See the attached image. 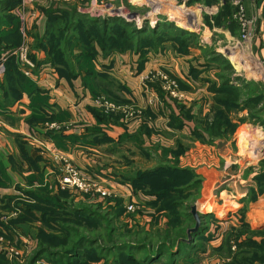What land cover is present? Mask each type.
<instances>
[{
  "label": "rangeland",
  "instance_id": "374dc122",
  "mask_svg": "<svg viewBox=\"0 0 264 264\" xmlns=\"http://www.w3.org/2000/svg\"><path fill=\"white\" fill-rule=\"evenodd\" d=\"M71 1L73 4H70V7L73 9L81 6L87 8L90 3V0ZM187 1L188 4L193 2L190 3V5L194 6V8L195 5L201 4L204 6L195 8V10L197 9L199 11L198 14L193 12L197 25L195 29H189L188 32L197 35L199 45L206 48L204 51H210V55L213 54V52L215 54L218 53L228 61L237 76L247 81L261 82L262 89L258 92L264 93V64L256 60L250 49L252 39L260 32H255V21H253L248 29L247 40L243 41L242 35L245 33L239 22L240 9H243V6L240 4V1ZM187 1L185 0L186 5ZM183 2L182 0H115L112 3L106 4L104 2L101 5L105 8L103 13L114 9L117 11H115L116 14L110 12L106 15H119L129 22H134L138 27H141L144 21H148L150 27H153L152 24H155L151 22V20L154 21L161 18L167 19L168 21L169 19L167 17L164 18L161 13H159L161 10L166 11L171 5L173 8L181 6V8L185 9V4H183ZM208 8L217 9V11L215 14H211V9ZM99 10L100 9H98V11ZM155 10H159V12L155 13ZM243 13L247 18L245 11H243ZM170 17L173 18L172 15ZM185 17L186 13H182L184 23ZM262 18H264V16ZM248 19H251V17H248ZM169 22H172L176 26L174 21L171 20ZM228 23H234L232 24L231 33L232 36H236L235 41L238 39L235 46L229 45L226 41L227 39H223V36L215 37L216 35L212 36L211 34L213 30L227 26ZM177 26L181 28L179 25ZM207 35H211L213 40H208L206 43L202 42V37ZM168 45L169 47H167ZM168 45L166 48L171 52L172 58L175 59L177 56H181L172 49L170 44ZM188 48L195 49L194 46H189ZM163 50L161 52H163ZM202 53L203 52H200V64L205 63L206 59V57H201ZM220 70V67L217 68L214 66V69L205 70L198 78L201 82L204 78L213 79L215 73L222 75L227 73ZM156 72L157 71H151L148 73L147 78H142L141 88L146 93V97H150L148 105H152L153 108V110L150 109L149 112L145 107V115L143 114V108L129 101H124L125 99L122 97H125L127 94L122 91L115 93L113 92L114 89H111L109 85L105 86L106 88L98 87L99 91L93 94V103L97 106V112L104 116H108L110 123H112L111 116L118 117V115H120L119 118L122 122L120 120L119 122L123 123V125L126 124L127 127L131 129L133 126L131 123L135 119L143 117L142 119L145 120V123L133 126L132 130L136 129L135 134L137 136H129V141L122 143L123 145L121 147L127 148L129 150L128 152L122 151L114 153L113 155L103 152L102 154L105 156L102 157L101 155V157L96 160L102 165H106L109 169L111 168L112 171H117V168H120L124 170L123 172L132 169L137 172H142L140 170L145 169L146 171L158 165H166L179 170L188 171L182 179L177 182L169 183V189L175 190L170 193V198L164 201H154V196L144 195L139 190L134 191L132 188L133 190H131V192L133 195L141 196L140 199H135L140 202H124L118 197L115 191L104 186H102L103 189L108 193L104 195H101L96 188H93L92 191L87 193L78 192L77 189L62 188L58 182V175L59 171H61L62 163L55 157L57 155L65 156L51 153V151L43 148L44 154H53V160L51 159V161H49L52 164L50 167L53 172L51 176L56 185L54 188L52 185L47 186L46 190L48 193L55 195V197L52 198H55L59 203L67 207L65 212H50L55 213L52 218L55 222L51 221L50 224L55 225L56 223L57 226L67 227L70 229L71 233L64 235L62 233L58 234L45 230L46 233L55 237V239H48V237L41 239L38 232L43 225L40 222L37 224L34 222V219H31V221L37 224V233L34 240H32V245L28 238L25 239L27 241L26 244L21 242L19 237H16L15 244L0 232V251L6 259L5 263L0 264H30L34 255L40 248L61 253L64 252L66 247V245L62 246L64 244V238L67 239V241H73L76 239L78 240L79 237L84 235L91 239H96L97 246L104 248L115 247L121 244L132 246L134 250L131 251V254L135 259L141 261L143 259L147 261V257H150V254L160 247L163 251L169 249V251L179 254L176 256L175 264H243L245 259L249 260L247 262L249 264H264V258L257 250L253 251L247 248L241 250L235 244V234L237 231H240L236 229H239L238 227L242 222L246 223L252 230H261V228H264V226L255 229L252 228L246 220L245 215L249 209V205L256 202V197L264 194V191L259 193L257 190V182L255 181V177L264 170V165L260 164L262 160L260 158L263 157L264 152V132L262 128L258 125H252L251 123L253 121L248 118L245 123L248 127H243L247 128V130L249 129L247 137L250 139V142L248 144L243 140L246 131L243 133V128L241 129L239 125L235 128L233 134L227 138V133H225V130L227 131V125H225L223 121L222 123L220 121L221 125L216 122L219 108L213 103L211 96L208 97L205 93L200 92L193 98L195 95H191V89H189L188 86H186L187 88L182 87L179 83L180 79L174 76L170 71L162 69L160 71L158 70L159 73ZM252 72H257L256 77H249V73ZM187 75L193 79L189 73ZM215 82L217 83V81ZM201 84L205 85L203 81ZM158 91H160V93H158ZM258 95L256 93V95H253V98L258 97ZM165 100L166 104L163 102ZM240 100L241 102H239V104L245 100V97L243 96ZM181 107L185 108L184 111H186L185 113L189 117L188 119L181 115ZM232 113L238 115L241 112L236 113V111H232ZM175 117L184 120L183 127L185 123H190L192 129L186 132V134H183V136L180 133L173 134V131L180 130L175 128V125H178L175 121ZM258 117L264 119V113ZM134 122L137 124L139 120ZM46 124L57 125V123ZM194 128L195 131H202L206 138L210 139L212 143H201L198 141L193 133ZM129 134H132V132ZM184 135L186 136L184 137ZM194 141H198L201 145L213 146L214 149L213 151H199V149L195 148L193 144ZM5 143L6 142L2 139V146L5 153H11V148L9 145L6 146L7 144ZM30 145L36 147L32 144ZM136 146H140L142 150H145L143 151L144 153L140 152ZM7 153L6 155H8ZM228 157H230V160ZM46 161L47 159L45 162ZM70 164L71 167L77 172H80L85 178L92 181L99 179L94 177V174L91 175L88 173V176L83 174L75 164L72 162ZM127 166L131 167L128 168V170L122 168ZM241 169H243V173L239 174V172L242 171ZM25 172L26 170L20 165L18 172L14 171L13 173L17 181H23V185L25 176L22 173ZM231 176H234V178L231 179ZM44 179H48L46 175ZM241 181H243V183H240ZM249 181L252 182V185L247 187L248 195L243 202H241L242 207L237 211L227 212V210H229L227 209V195H230L227 192L232 190V188L243 189L246 186L244 182L249 183ZM228 185L232 188H228ZM142 197L149 198L150 201H143ZM151 202L152 204H150ZM162 203L164 204L162 205ZM25 205L24 207L27 209L28 205ZM231 205L234 204L232 203ZM30 206H32V211L40 216L41 212L46 211L45 208H41L40 205H35V203L30 204ZM193 207L196 208V215L200 223L198 230L203 229V236L208 237L209 240L206 241V238L205 240L202 238L196 239L195 243L197 247L195 252L188 250V258L190 259L186 260L183 259L186 258V256L176 251V246H181V243L191 241V237L193 233H195L192 232L188 234L189 230L193 229L196 224L192 215ZM77 209L86 210L91 213L97 223L89 226V223L82 219V217L76 218L69 213L70 210L74 211ZM49 211L51 210H48V212ZM15 215H17V217ZM21 215H24V212L19 214V212L17 213V211L10 207H3L0 209V218H2L3 221H8L7 223L9 224L11 222V220H9L10 216H15L13 220H16ZM6 216H8L9 219H7ZM228 230L230 231L229 233L232 234L229 239V252H227V245L221 248L223 245L227 244ZM262 235L263 234L254 235L253 238L257 241H263L264 238ZM240 239H242V237L236 240L240 241ZM136 247L141 248V250H136ZM110 254L109 257L107 256V261L114 256L116 257L117 251L114 252L112 250ZM259 257L262 259V263H260ZM44 263L45 261L42 260L36 262V264ZM107 263L108 262L103 261V264ZM167 263L168 257L166 254H163L160 260L154 264Z\"/></svg>",
  "mask_w": 264,
  "mask_h": 264
},
{
  "label": "crops",
  "instance_id": "0c3cea01",
  "mask_svg": "<svg viewBox=\"0 0 264 264\" xmlns=\"http://www.w3.org/2000/svg\"><path fill=\"white\" fill-rule=\"evenodd\" d=\"M101 1L102 0H90L87 8L85 6H81L75 7V10L80 14L88 15L90 17H121L119 15H106L110 12L116 14L117 11L115 9L108 10V12L103 13L105 8L101 5L104 2ZM238 1H240V4L243 6V10L245 11L247 17H251V19L255 21V32H260L252 39L250 49L256 60H258L261 64H264V29L261 25V19L264 16V0ZM182 2L183 4L186 3L185 0H182ZM70 4H73L71 0H21V3L11 11V15L15 17L19 25V33L21 37L20 44L22 43L23 32L31 41L32 52L30 57L34 58L32 61L35 62L37 67V80L32 82L40 89L44 90L43 96L46 98V103L33 108L31 99L27 96V94H23L22 98L17 103L4 107L3 90L0 88V130H2L0 131V209L3 207H10L17 211V213L19 212V214H22L26 210L24 207L26 206L25 204L30 205L35 203V200L28 197L27 193L29 192L32 194L43 195L46 198L55 197V195L48 193L46 190L47 186L50 185H52L53 188L56 187L54 179L51 176L53 173L50 169L52 166L50 161L53 155L51 153L64 155L87 176L89 174H94V177L99 178L104 187L115 191L118 197L124 202H140L135 199H140L141 196L132 194V186L127 181L129 177H133L137 173L136 170L132 169L130 171L123 172L124 170L117 168V171H112L111 168L109 169L106 165H102L96 159L100 158L101 155L102 157L105 156L102 154L103 152L111 155L122 151L128 152L129 150L127 148L121 147L123 145L122 143L129 141V136L136 135V129L132 130V128L133 126L145 123V120L142 119L143 117L134 120H139L137 124L134 121H131V124L133 125L131 129L127 127L126 124L123 125V123H121L122 121L119 118L120 115H118V120L121 121H118L119 124L110 122L98 123L96 116L93 113L94 111L96 113L98 112L96 110L97 106L93 103V91L91 87H93L94 82L93 80L90 81L91 76H87L84 69H81V71H79V77L75 80L69 81L65 77H59V74L53 66L49 63H43L46 59L45 52L41 49H34V45L39 44L43 39L46 29V13L50 11L59 12L69 10L71 9ZM198 6L203 5H195V8ZM195 8L192 5L186 4L185 9L181 8V6L173 8L171 5L168 10L166 9V11L161 10L159 12V9L154 12L161 13L164 18H169L168 21L172 20L175 22L176 26L179 25L181 29L189 31V29H195L197 25L193 14V12H195ZM98 9L100 10L98 11ZM208 9H211V14H215L217 11V9ZM21 13L23 14V21L20 19ZM182 13H186L184 20L185 23L183 22ZM171 15L173 18L170 17ZM162 20L167 19L158 18L154 21L151 20V22L156 24L158 21ZM152 26L154 25L152 24ZM228 26L229 23L227 26L213 30L211 34L212 36L216 35L215 37L223 36V39H227L226 41L229 45L231 44L235 46L238 39L235 41L236 36H232L231 29ZM8 28L9 27H6L5 31H7ZM207 36L202 37V42L206 43L208 40H213L211 35ZM167 47H169V45ZM11 51L2 53L0 61L4 58L5 62L7 57H13L15 63L17 64L16 58L10 55ZM80 52L81 50L79 47L71 50V54L74 56L78 55ZM172 57L173 56L168 48H165L163 52L159 51L156 53H149L140 72H138V56L128 52L123 54L115 53L108 57H103L100 53H98L92 64L97 73L106 74L110 78L112 83L111 89H114L113 92L117 93L122 91L127 94L125 97H122L125 99L124 101H129L130 103L143 108V114L145 115L146 108L149 112L150 109L153 110V108L152 105H148L150 97H146V93L141 88V82L142 78L151 71L155 72L162 69L170 71L174 76H177L178 79L186 83L189 89H191V95H195L193 98H195L197 93L200 92L205 93L208 97L211 96L206 91V84H201L202 81L200 82L199 78L197 80H193L187 75L189 73L190 66H197L201 63L199 60L200 50L197 48L189 49V53L187 55L177 56L175 59ZM77 60L78 59L74 57L72 62L75 64ZM2 77H0V81H2ZM120 85L126 87L127 90H119L118 87ZM98 91L99 90L96 92ZM158 93H160V91H158ZM163 102L166 104V100ZM245 116H247V112L243 111L238 115L233 114L232 118L234 122H238L240 118ZM43 117L55 118L57 124L65 128L64 134L67 136L72 135L73 138L63 139L61 144L49 139L43 134L44 131H47L45 129V124L47 122L43 123L42 121L37 120L43 119ZM245 123L246 122L239 124V127L241 126L240 128L242 129L244 126H247ZM92 129L100 130L101 134L90 135L91 132L89 131ZM191 129L192 125L190 123H185V126L182 129L173 131V134L180 133L183 136V134H186V132ZM245 131L247 134L249 129L247 130V128H243V133ZM130 132H132V134H129ZM31 134L35 135L40 143L32 141L29 138V135ZM103 134L112 139V142L103 144L95 143L94 140L96 138H100ZM185 136L186 135H184V137ZM2 139L6 142V146L9 145L11 148V153L6 152L8 155H6L3 149ZM42 142H46V145L50 148V154L43 153V148L46 150V145L43 146ZM30 144L36 147H33ZM193 144L195 148L199 149V151H213L214 149L213 146L201 145L198 141H194ZM19 145L22 146L24 155L27 156L29 160H26L23 157V153L21 152ZM46 159L47 161L45 162ZM228 159L230 160V157H228ZM260 159H264V152L263 157ZM18 165H21V167L26 170L25 173H22L25 176L23 179L24 185L22 180L20 182L17 181L13 175L14 171L18 172ZM130 167L131 166L122 168L128 170ZM143 170L145 171V169ZM241 170L242 171L239 172V174L243 173V169ZM45 175L48 179H44ZM232 178H234V176H231V179ZM240 183H243V181ZM249 183L244 182V185L246 186L243 189H233L228 185V188H232V190L227 192L230 194L227 195V209H229L227 212H234L242 207L241 202H243L245 197L248 195L247 187L252 185L251 181H249ZM256 198V202L249 205V209L245 214L246 220L254 229L264 226V194L257 196ZM142 199L143 201H150L149 198L142 197ZM232 203L234 205H231ZM33 214L35 216L34 222L39 224L40 215L34 211ZM15 216L17 217V215ZM15 216H10V219L8 216L6 217L9 220H13ZM7 222L8 221H3L2 218H0V232L5 237L12 240L14 243L18 237L23 243H26L25 239L28 238L32 245V240H34L37 233L36 223H32L31 220L27 221V223L24 222L14 225ZM1 253L2 252L0 251V254ZM41 260L45 261V259ZM45 263L47 262L45 261ZM93 264H103V261Z\"/></svg>",
  "mask_w": 264,
  "mask_h": 264
},
{
  "label": "trees",
  "instance_id": "16d2710c",
  "mask_svg": "<svg viewBox=\"0 0 264 264\" xmlns=\"http://www.w3.org/2000/svg\"><path fill=\"white\" fill-rule=\"evenodd\" d=\"M20 3L21 0H0V56L2 53L11 51L20 45L21 37L19 33V25L15 17L11 15V11ZM190 3L188 4L187 1V5H190ZM194 11L196 14L199 12L198 10ZM46 17V29L43 39L39 44L34 45V49H41L45 52L46 59L43 63H49L53 66L59 74V77H65L67 80L72 81L77 79L80 75L79 71L84 69L87 76H91L90 81L93 80L94 82L91 89L93 91L92 93L95 94L96 91L99 90L98 87L102 88L107 85L110 87L112 86L110 78L106 74L97 73L93 67L92 62L98 53H100L103 57H108L115 53L123 54L127 52L136 55L138 56V72H140L149 53L162 51L166 48L168 43L172 46V49L178 52L181 56L189 53V46H194L200 50V52H203L201 57H206V59L205 63L198 64L196 67L190 66L189 74L193 79L200 77L205 70L208 71L214 69V66L217 68L220 67L223 72H227L225 75L215 73L213 79H202V81L207 85V92L211 95L213 103H215V105L219 108L216 122L220 124V121L221 123L223 121V123L227 125V131L225 130L227 138L233 134L235 128L239 124L247 122L248 118L253 121L251 123L252 125H258L264 132V119H260V117H258L264 113V93L258 92L262 89V83L247 81L237 76L229 62L221 55L218 53L215 54L214 52L210 55V51H204L206 48L199 45V41L197 40L198 37L194 33H189L167 20L158 21L153 27H150L148 21H144L142 26L138 27L134 22H128L121 17H90L88 15L78 13L73 8L59 12H47ZM232 24L234 23H229L228 27L230 29L233 27ZM6 27H9L7 31H5ZM76 47H79L81 52L74 56L71 54V50ZM74 57L78 59L75 64L72 62ZM31 58L34 60L33 57ZM3 66L4 73L2 81H0V88L3 90L4 107L17 103L22 98L23 94H27V96L31 99L33 108L46 103V98L43 96L44 90L40 89L35 83L26 78L18 70V66L13 57H7ZM249 74V77L251 78L256 77L255 72ZM215 81H217V83ZM179 83L182 87L187 86L186 83L181 80H179ZM118 88L123 91L127 90V88L122 85ZM256 93L259 95L256 98L254 97V99L253 95H256ZM243 96L245 97V100L239 104V102H241L240 98ZM184 109V107H181L180 113L183 117L188 119L189 117L185 113L186 111H184ZM232 111H236V113L246 111L247 116L245 118H240L238 122H234L232 118ZM93 113L95 114L98 123H108L110 120L108 116L98 114L95 111ZM118 119V117L111 116L112 123L119 124ZM37 120H40L43 123H57L56 119L52 117H43V119ZM175 121L178 123V125H175V128L182 129L184 120L179 117H175ZM64 132L65 128L58 125V128L44 131L43 134L52 141L61 144L63 139L73 138L72 135L67 136ZM89 132H91L90 135L101 134L100 130L97 129H92ZM193 133L197 140L201 143H212L210 139L206 138L202 131H195L194 128ZM134 136L136 137L137 135ZM94 142L97 144L111 143L112 139L103 134L100 138H96ZM19 147L21 148L23 157L26 160H29L28 157L24 155L22 146L19 145ZM136 148L143 152L140 146H136ZM260 164L264 165V159L260 161ZM186 172L188 171L179 170L166 165H158L152 169L137 172L133 177H129L127 181L131 184L134 191L139 190L144 195L154 196V201H164L170 198V193H172V191H175L173 189H169V183L177 182L182 179L187 174ZM255 181L257 182V190L259 193L263 192L264 170L255 177ZM27 194L29 198L35 200V205H40L41 208H45L46 210L41 212V216H39V222L43 225L38 232L41 239L44 237H48V239H55V237L46 233L45 230L58 234L62 233L64 235L71 233L70 229L67 227L64 228L59 225L57 226L56 223L55 225L50 224L51 221H54L52 218L55 214L50 212H65L67 209L65 205L59 203L55 198H46L43 195L32 194L31 192ZM150 204H152V202ZM163 204L164 203H162V205ZM31 207L32 206L28 205L27 209L24 211V215H21L16 220H11L10 224L14 225L26 222V220L30 221L31 219H35L32 211L33 209H31ZM48 210L51 211L48 212ZM69 213L76 218L82 217V219L89 223V226L97 223L94 216L86 210H70ZM238 228L239 229L236 230L240 231H237L235 234L236 246L241 250L243 248L253 251L257 250L264 258V240L257 241L253 238L254 235L257 236L260 234H263L262 236L264 238V228H261V230H252L246 223L243 222ZM202 230L203 229H200L193 233L191 241L183 242L181 243V246H176V251H179L183 254V256H186V258L183 259H190L188 258L189 251L195 252L197 247L195 243L196 239L202 238L205 240L206 238V241L209 240L208 237L203 236ZM229 232L230 231L228 230L226 240L227 244L221 247L223 248L227 245V252H229L230 249L229 239L230 235H232ZM240 237H242L240 241L236 240ZM63 243L64 244L62 246L66 245V247L64 252L61 253L40 248L34 255L30 264H36V262L41 259H45V261L49 264H93L100 261H106L108 262L107 264H152L158 262L163 254H166L168 257L167 264H175L176 256L179 255L169 251V249L165 250V252L163 249L158 247L155 252L150 254V257H147V261H145L146 259L141 261L135 259V257L131 254V251L134 250L132 246L121 244L115 247L104 248L97 246L96 239H91L85 235L79 237L78 240L76 239L73 241H67V239L64 238ZM135 249L141 250V248L137 247ZM112 250L114 252L117 251V255L107 261ZM248 261V259H245L243 264H249L247 263ZM259 261L262 263V259L260 257ZM5 262L6 259L4 255L0 254V263Z\"/></svg>",
  "mask_w": 264,
  "mask_h": 264
},
{
  "label": "built area",
  "instance_id": "2783aa9c",
  "mask_svg": "<svg viewBox=\"0 0 264 264\" xmlns=\"http://www.w3.org/2000/svg\"><path fill=\"white\" fill-rule=\"evenodd\" d=\"M106 4L112 3L115 0H102ZM243 9H240V14H239V22L242 30L244 31L245 34L242 35L243 41L247 40L248 36V29L253 23L252 19L246 18ZM21 21H23V14L21 13L20 17ZM261 24L264 29V18L261 19ZM264 34V30H263ZM22 43L13 51L10 52V55L14 56L17 60V65L19 71L29 80L35 81L36 79V71L37 67L35 62L32 61L31 59V41L29 38L25 35V33H22ZM4 58L0 61V77H2L4 73ZM158 72V71H157ZM156 72V73H157ZM159 73V72H158ZM161 74V73H160ZM148 75V74H147ZM145 75L143 78H147L148 76ZM160 77V75H159ZM58 128V125L56 124H46L45 129L46 130H51V129H56ZM29 138L32 141H35L37 143H40L38 141V138L31 134L29 135ZM43 146L46 145V142H42ZM46 150L50 151V148L46 145ZM59 162L62 163L61 171H59L58 175V182L62 188H71V189H77L78 192H90L92 191L93 188H96L101 195L108 194L106 191L103 189V185H101V181L99 179L95 180H90L88 178H85L83 175H81L80 172H77L73 167H71V162L66 159L63 156H56L55 157ZM113 191V190H112ZM117 194V193H116ZM27 243V241H26ZM8 258V257H7ZM46 264V263H44Z\"/></svg>",
  "mask_w": 264,
  "mask_h": 264
},
{
  "label": "water",
  "instance_id": "95a60500",
  "mask_svg": "<svg viewBox=\"0 0 264 264\" xmlns=\"http://www.w3.org/2000/svg\"><path fill=\"white\" fill-rule=\"evenodd\" d=\"M192 215L195 219L196 224H195V227L193 229L189 230L188 234H190L192 232H196L198 230L199 224H200L199 220H198V216L196 215V208L195 207L192 208Z\"/></svg>",
  "mask_w": 264,
  "mask_h": 264
},
{
  "label": "bare ground",
  "instance_id": "6f19581e",
  "mask_svg": "<svg viewBox=\"0 0 264 264\" xmlns=\"http://www.w3.org/2000/svg\"><path fill=\"white\" fill-rule=\"evenodd\" d=\"M248 133H249V131H248ZM248 133L244 136V138H243V140H245L246 142H247V144L250 142L249 140L250 139H248ZM250 137H252V136H250ZM262 150V149H261Z\"/></svg>",
  "mask_w": 264,
  "mask_h": 264
}]
</instances>
